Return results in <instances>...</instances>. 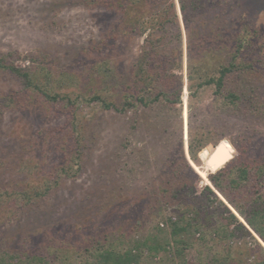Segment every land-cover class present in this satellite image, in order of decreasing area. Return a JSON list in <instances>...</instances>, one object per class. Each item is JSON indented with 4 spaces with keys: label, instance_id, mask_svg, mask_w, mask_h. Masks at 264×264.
<instances>
[{
    "label": "trees",
    "instance_id": "16d2710c",
    "mask_svg": "<svg viewBox=\"0 0 264 264\" xmlns=\"http://www.w3.org/2000/svg\"><path fill=\"white\" fill-rule=\"evenodd\" d=\"M99 1L105 4L107 19L105 101L98 93L74 95L76 80L66 81L64 73L54 72L48 66L19 69L0 58V71L18 79L22 87L1 98L0 113L4 108H16L42 120L41 116L49 113V105L58 109V103L62 102L68 119L64 129L52 128L48 132L47 136L55 139V143L46 142L44 150L49 153L48 158L42 150L34 153L36 157L29 162L20 156L16 163L6 167L7 177L0 180V228L4 229L7 220L19 225L28 218L26 221L33 224L39 217L43 199L51 196L61 179L74 180L79 176L88 137L84 131L85 119L75 111L78 100L99 101L106 112L116 115H125L127 110L137 115L139 111L150 113L152 124L163 122L172 106L180 103L181 77L177 73L182 63L181 29L174 0ZM177 2L186 39L187 148L191 161L199 165L198 153L216 145L227 134L216 130L219 125L225 126V121L233 116L246 123L251 119V107L248 109L242 104L252 101L254 87L264 77V32L251 25L250 15L255 10L263 11L264 0ZM142 35L145 37L137 55H132L130 69H121V60L117 59L121 56L119 41L124 40V47L128 48L129 38ZM92 78H100L99 73ZM205 89H211L216 97L211 103L213 107L223 106L230 113L222 118L218 116L220 113H214L212 130L206 127L209 119L199 117L202 110L197 103ZM40 132H35L36 138L30 141L27 152L36 151L47 138ZM249 137L243 134L240 139H230L236 155L221 169L208 174L207 180L264 244V144L262 140L247 141ZM58 139H63L61 144L56 143ZM166 153L160 159L154 179L147 185V192L137 195L129 205L125 203L126 197L117 199L105 212V219L115 218L113 221H123L125 225L112 221L111 225H105V235L95 232L104 235L105 244L93 236L89 241L92 249L84 247L94 257L95 264H133L140 257L141 249L154 254L163 250L154 237L131 246L123 245L121 227L131 230L132 223L138 228L140 220L150 212L169 228L171 257L167 258V264H192L184 259L185 251L195 245L199 254L203 248L210 253L204 262L197 264H264V248L246 227L211 187L197 186L200 178L186 161L181 142ZM168 207H174L176 220L164 217ZM31 213L36 216L29 217ZM44 230L18 233L15 243L7 230L0 232V264H51L53 261L80 264L72 259L73 246L80 233L56 224ZM188 230L197 233L194 241L186 240L184 235ZM245 236L253 242L251 247L233 248L228 244L229 239Z\"/></svg>",
    "mask_w": 264,
    "mask_h": 264
},
{
    "label": "rangeland",
    "instance_id": "374dc122",
    "mask_svg": "<svg viewBox=\"0 0 264 264\" xmlns=\"http://www.w3.org/2000/svg\"><path fill=\"white\" fill-rule=\"evenodd\" d=\"M174 3L181 29L182 63L177 73L181 77L180 103L172 106L163 122L152 124L150 113L139 111L137 115L132 110H127L125 115H116L106 112L99 101L88 103L78 100L75 111L81 119H85L83 120L86 125L84 131L88 137L80 174L74 180L66 177L61 179L60 186L51 193V196L43 199L39 217L33 224L26 221L28 218L22 220L19 225L15 224L16 222L7 223L10 222L7 220L4 223L6 224L4 229L0 228V232L7 230L12 242L17 241L18 233L34 234L41 232L50 224L51 226L61 225L72 232L80 233L77 234L79 236L76 239L77 244H73L75 250L72 259L80 264H95L94 257L89 256V251H86L84 247L92 249L89 241H92L93 236L101 238L100 241L104 242L105 225H111L115 219H105V212L118 202L117 199L126 197L125 203L129 205L137 195L147 192L149 188L147 185L154 179L157 168L160 166V159L167 154L168 149L175 148L178 142H181L186 161L200 178L197 183L200 188L204 185L211 187L207 175L216 171H211L214 166L208 165V158L218 143L221 142L226 149L232 150V158L236 155V151L230 139L237 140L245 134L250 135L247 141L255 140L257 143L256 141L262 140L261 143L264 144L263 77L258 80V86L254 87L252 101L242 104L248 109L251 107L252 114L251 119L247 120L248 123L244 119L233 116L234 119L231 117L228 122L225 121V126L216 124V126L219 125L217 131H227V134L222 136L216 145L206 147L198 153L199 165L191 161L187 148L186 39L177 0H174ZM105 14V4L103 5L99 0H0V58L6 64L19 69H38L42 65L48 66L54 72L64 73L66 81L76 80L74 95L78 92L90 96L98 93L105 101V55L107 54ZM250 23L264 32V9L252 12ZM144 37L145 35L129 38L128 48L124 47L126 45L124 40L119 41L120 51L118 52L121 56L117 59L121 60V69H130V60L132 61V57L137 55L138 47L142 44ZM97 73L100 78H92ZM21 88L18 79L0 71V100ZM215 99L212 90L205 89L201 92L197 103L202 110L199 117L209 119L206 127L211 130L215 127L211 122L214 113H220L218 115L220 118L230 114L223 106L213 107L211 103ZM259 99L262 101L259 102ZM62 105L64 106L62 102H59L58 109L54 105H49V113L47 116H41L42 120L35 118L32 113L20 112L16 108L1 110L0 180L6 179V167L16 163L20 156L24 157L25 162H29L31 158L36 157L34 153L43 150L48 158L49 153L44 150L46 142L50 140L55 143V139L50 135L47 136L48 132L52 128L64 129L68 124ZM219 120H217L218 123ZM164 128L165 131H163ZM38 130L47 138L36 151L29 153L27 149L30 141L36 138L35 132ZM62 140L58 139L56 143L61 144ZM211 189L213 190L212 187ZM213 191L229 210H233L215 190ZM34 214L31 213L29 217L36 216ZM163 214L165 218H171V221L176 220L174 207H168ZM154 215V212H150L148 216L141 219L142 222L138 228L132 226V223L131 230H128V227H121L123 245L126 243L131 246L147 237H154L163 247V250L155 254L146 248L141 249L140 257L133 264H167V258L171 257L169 228ZM234 215L252 234L254 240L264 248L261 240L236 213ZM43 216L46 219L42 220ZM118 222L122 226L125 225L123 221ZM129 224L130 221H127L128 226ZM98 231L104 232V235L95 233ZM184 236L191 242L197 237V233L188 230ZM235 239L228 240V244L233 248L253 245L251 239L246 236ZM1 242L4 244L3 240ZM14 243L11 247H14ZM209 256L207 248L201 249L199 254L198 246L195 245L185 251L184 259L197 264L204 262ZM51 264L60 263L53 261Z\"/></svg>",
    "mask_w": 264,
    "mask_h": 264
},
{
    "label": "water",
    "instance_id": "95a60500",
    "mask_svg": "<svg viewBox=\"0 0 264 264\" xmlns=\"http://www.w3.org/2000/svg\"><path fill=\"white\" fill-rule=\"evenodd\" d=\"M232 150L231 149H226L221 142L218 143L212 154H210L208 158V165H213L214 169L211 171H217L220 169L225 163H227L231 158H232ZM231 210V209H230ZM232 213L233 210H231ZM235 214V213H234Z\"/></svg>",
    "mask_w": 264,
    "mask_h": 264
},
{
    "label": "built area",
    "instance_id": "2783aa9c",
    "mask_svg": "<svg viewBox=\"0 0 264 264\" xmlns=\"http://www.w3.org/2000/svg\"><path fill=\"white\" fill-rule=\"evenodd\" d=\"M160 226H162V225H160Z\"/></svg>",
    "mask_w": 264,
    "mask_h": 264
}]
</instances>
